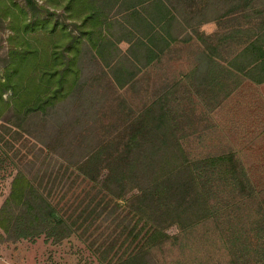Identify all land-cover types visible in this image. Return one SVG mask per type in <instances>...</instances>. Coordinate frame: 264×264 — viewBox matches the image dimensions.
<instances>
[{
    "label": "trees",
    "instance_id": "trees-1",
    "mask_svg": "<svg viewBox=\"0 0 264 264\" xmlns=\"http://www.w3.org/2000/svg\"><path fill=\"white\" fill-rule=\"evenodd\" d=\"M22 1L0 0V163L14 172L0 241L76 237L98 264H165V247L237 209L238 259L264 264V188L239 155L193 157L168 94L140 110L112 102L182 46L194 55L184 96L263 84L264 0Z\"/></svg>",
    "mask_w": 264,
    "mask_h": 264
},
{
    "label": "rangeland",
    "instance_id": "rangeland-1",
    "mask_svg": "<svg viewBox=\"0 0 264 264\" xmlns=\"http://www.w3.org/2000/svg\"><path fill=\"white\" fill-rule=\"evenodd\" d=\"M14 1L23 4L22 0ZM215 29L214 24L204 26L206 32ZM9 35L7 22L0 23V55L8 47ZM191 49L192 47L185 46L173 48L160 63L140 74L137 92L132 89L116 90L113 92L112 102L123 98L135 110H140L150 101L168 94L181 124L180 134L185 137L183 144L193 157L233 151L242 159L257 186L264 188V83L257 85L247 81L228 99L219 98V102L201 100L197 95L190 96L188 93L184 96L185 88L193 85L187 78L194 63ZM99 81L109 84L106 79ZM191 89L193 91V87ZM13 173L10 167L0 163V206L9 194ZM256 209L257 203H249L248 213L244 215L250 219L257 218ZM236 212L238 213L237 209ZM236 212L230 211L228 215L215 221L198 225L190 231L188 239L183 243L165 247L161 259L165 264H243L238 259L242 246L234 245L230 241V223L236 221ZM178 232L176 227L168 230L171 235ZM248 233L251 239L249 242H253L256 239L255 232L250 230ZM254 244L250 243V246ZM182 253L187 254V258L184 259ZM0 264L98 262L76 237L56 244L42 236L35 240L0 241Z\"/></svg>",
    "mask_w": 264,
    "mask_h": 264
}]
</instances>
